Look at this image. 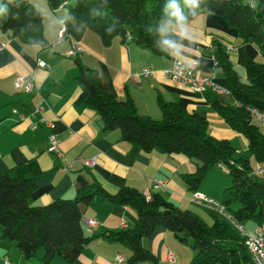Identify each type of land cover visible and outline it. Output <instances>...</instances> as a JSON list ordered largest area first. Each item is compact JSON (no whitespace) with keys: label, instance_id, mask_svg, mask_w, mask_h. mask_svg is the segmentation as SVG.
<instances>
[{"label":"crops","instance_id":"crops-1","mask_svg":"<svg viewBox=\"0 0 264 264\" xmlns=\"http://www.w3.org/2000/svg\"><path fill=\"white\" fill-rule=\"evenodd\" d=\"M32 2L43 15L49 47L25 44L11 32L0 30V44H5L0 48V171L22 164L29 174H41L33 195L35 204L45 205L55 199L73 198L78 188L96 182L109 192H116L128 185L147 196L160 193L183 209L197 207L191 200L193 191L183 179V174L197 171L198 166L193 159L183 153L147 152L137 144L125 141L119 129L103 128L97 111L86 103L87 91L77 78L79 68L74 56L69 55L74 43L84 47L78 56L89 66L99 69L105 89L121 99L130 95L140 114L162 117L158 95L167 101L177 102L189 112L206 116L208 132L216 138L228 139L236 148L237 156H249L254 174L264 169V164L259 163L250 152L247 138L231 128L213 107L216 99L225 105H237L230 91L216 92L208 88L204 92H195L189 86L165 77L163 73L174 59L184 62L198 60L202 74L215 75L217 83L227 88L225 74L215 64V40H219L227 49L241 79L238 69L247 79L243 66L246 55L264 63V53L259 47L252 42L243 43L223 16L203 12L187 23L163 20L159 41L166 54L159 55L132 39L124 40L121 35L115 37L110 45H104L96 32L69 17L66 5L53 10L48 0ZM251 3L256 5L258 1ZM63 27L67 33L60 38L59 31ZM39 61H44L47 67L39 66ZM144 68H151L155 72L140 82L133 80L132 74ZM28 74H34L37 85L36 90L29 94L15 87L16 79ZM41 104L44 110L34 114V109ZM15 109L24 117L14 112ZM46 122H51L53 128ZM33 124H38V127L33 129ZM51 131L61 137L63 157L48 152ZM93 157L99 160L94 167H86L80 162V158ZM254 159L256 162L253 165ZM70 162H73L72 166L67 167ZM216 168L222 170L220 166ZM211 177L199 191L212 198L222 196L214 192L209 181L217 182L225 189L231 180L222 181L219 175ZM82 209L88 234L134 227L138 221L132 207L114 205L101 196L94 197ZM213 210L216 211L214 218L225 219L218 209ZM93 218L98 219L99 226L90 232L87 221ZM258 228L257 225L251 231ZM6 241L0 239V264H5L6 258L10 262V259L20 261V256H16L17 247ZM145 244L157 255L158 264H192L193 250L163 226H159L145 240ZM130 253L123 243L97 237L87 244L74 262L62 257V260H56L55 257L53 263L130 264ZM120 254L126 259L117 262ZM171 254L175 256V262L170 260ZM20 262L25 264L22 260Z\"/></svg>","mask_w":264,"mask_h":264},{"label":"trees","instance_id":"trees-1","mask_svg":"<svg viewBox=\"0 0 264 264\" xmlns=\"http://www.w3.org/2000/svg\"><path fill=\"white\" fill-rule=\"evenodd\" d=\"M48 2L53 10L66 5L69 17L96 32L104 45H110L119 35L126 40L129 32L136 43L164 55L159 41L161 22H180L175 15L179 8L185 18L182 23L203 12L223 16L243 43L252 42L264 53V0H258L256 5L248 0H196L198 6L191 0H73L70 5L68 0ZM0 6L5 8L0 13L1 31L11 32L25 44L49 47L43 15L32 0H0ZM214 46L216 65L224 72L227 89L237 105H225L216 99L213 107L231 128L247 138L250 152L264 164V131L251 114L254 108L264 112V63L246 55L243 66L247 81H243L227 49L219 40L214 41ZM73 59L79 68L77 78L87 91L86 103L97 111L104 129H119L125 141L147 152L183 153L193 159L197 171L183 174L191 191L199 190L213 168L225 166L231 184L224 189L223 203L237 221L252 220L264 231V170L254 174L249 156H237L228 139L212 136L206 116L189 112L161 95L157 101L162 117L142 115L130 95L121 99L105 89L99 69L86 64L80 56ZM40 176L29 174L22 164L0 171V239L14 243L25 259L35 257L42 248L44 255L38 264H54L56 256L74 262L89 242L105 237L130 249V264H158L157 255L145 240L163 226L193 250L192 264H255L245 238L226 219L209 224L160 193L147 196L128 185L109 192L96 182L78 188L73 198L38 205L33 195ZM96 196L114 205L132 207L138 216L137 224L88 234L82 206ZM234 205L236 208L231 209Z\"/></svg>","mask_w":264,"mask_h":264},{"label":"built area","instance_id":"built-area-1","mask_svg":"<svg viewBox=\"0 0 264 264\" xmlns=\"http://www.w3.org/2000/svg\"><path fill=\"white\" fill-rule=\"evenodd\" d=\"M64 5V4H63ZM67 31L63 27L59 31V37L64 38ZM126 40L132 39L129 32L126 33ZM5 47V44H0V48ZM215 47H213L214 49ZM84 51V47L79 43H74L72 49L69 51L70 56H78ZM215 64L216 59L214 57ZM39 66L47 67L44 61H39ZM199 61L195 60L193 62H184L180 59H174L171 66L163 71L165 77L173 79L183 85L189 86L195 92H204L208 88L216 92L227 91L228 89L222 87L217 83L215 75H204L199 71ZM154 70L151 68H144L140 72H135L132 74L133 80L136 82L142 81L144 78H147L154 74ZM15 87L24 93H32L36 90V80L34 74L21 75L15 81ZM44 110V105L34 109V114L41 113ZM14 112L19 113L17 109ZM23 118V114L19 113ZM252 116L260 122L261 127L264 128V112L259 109H251ZM50 128H53L51 122H46ZM38 124H33L32 128L36 129ZM48 152L56 154L60 157H63V152L61 149V137L54 131H51L49 134V145ZM80 162L86 167H94L98 164L99 160L97 157L93 158H80ZM73 162L67 164V167H71ZM223 171H228L225 166H220ZM264 169H261L263 171ZM191 200L197 204L207 205L213 208L218 209L224 218L234 225L238 232L245 238L246 245L250 251L255 264H264V231L262 228H258L253 231H248L244 225L237 221L234 216L227 210V207L224 203L219 202L215 198H212L199 190L193 191ZM123 225L125 223L123 222ZM99 226V221L97 218H93L87 221V228L90 232H94ZM126 259L124 255L117 256V262H122ZM170 260L175 262V256L170 255ZM5 264H13L7 258L5 259Z\"/></svg>","mask_w":264,"mask_h":264},{"label":"rangeland","instance_id":"rangeland-1","mask_svg":"<svg viewBox=\"0 0 264 264\" xmlns=\"http://www.w3.org/2000/svg\"><path fill=\"white\" fill-rule=\"evenodd\" d=\"M249 2H252V1H258V0H248ZM69 3H72L73 0H68ZM240 75L242 76V80L243 81H247V79L244 77L243 75V72L242 70L238 69ZM255 159L252 161L253 165L255 164ZM255 167V166H254ZM213 173V174H212ZM225 173V174H223ZM212 174V175H211ZM227 174V175H226ZM215 175H219L221 178H222V181L223 180H231V177L228 175V173L224 172L223 170L221 169H218V168H213L207 175L206 179H205V183H208V179L212 176H215ZM211 177V178H212ZM227 182V181H226ZM204 183V184H205ZM203 184V185H204ZM202 185V186H203ZM209 185L210 187H212L214 189V192L217 194V193H220L222 196H215V199L218 200L219 202H224V196H223V192H224V188L222 189L221 186H218L217 185V182H212V181H209ZM211 197V196H210ZM214 198V197H213ZM197 204V203H196ZM235 205L232 206L231 209H235ZM227 210L231 213L230 209L227 208ZM192 211H194L195 213H197L198 215H200L202 218L205 219V221L209 224L213 223L214 220L216 218H214V215L216 214V211L213 210L212 207L210 206H207V205H202V204H197V207L192 209ZM244 227L248 230V231H251L252 229H254L255 227H257V224L252 221V220H247V221H243L241 222ZM234 228H236L234 225H233ZM232 227V228H233ZM8 242V241H6ZM14 244V243H13ZM15 245V244H14ZM16 246V245H15ZM16 253L17 255L16 256H20V259L22 260V262H24L25 264H38V263H41L42 261V257L44 255V250L42 248H40V250L38 251L37 255L31 259H25L22 255H21V252H20V249L17 247L16 248ZM19 258V257H18ZM11 260V263L13 264H22L20 261L18 260H13V259H10ZM56 260H62L61 257L59 256H56ZM217 264H220V263H217Z\"/></svg>","mask_w":264,"mask_h":264},{"label":"clouds","instance_id":"clouds-1","mask_svg":"<svg viewBox=\"0 0 264 264\" xmlns=\"http://www.w3.org/2000/svg\"><path fill=\"white\" fill-rule=\"evenodd\" d=\"M191 3H192L194 6H198V5L196 4V0H191ZM174 7H175V5H174ZM4 11H5V8H4L3 6H0V13H3ZM194 14H195V13H194ZM175 15L179 18L180 22H183V21H184L185 18L181 15L179 8H177V11H176ZM166 43L171 44V42H168V41H166Z\"/></svg>","mask_w":264,"mask_h":264}]
</instances>
